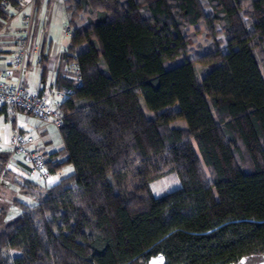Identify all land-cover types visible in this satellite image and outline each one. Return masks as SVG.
Instances as JSON below:
<instances>
[{
	"label": "trees",
	"instance_id": "16d2710c",
	"mask_svg": "<svg viewBox=\"0 0 264 264\" xmlns=\"http://www.w3.org/2000/svg\"><path fill=\"white\" fill-rule=\"evenodd\" d=\"M64 1L68 22L83 13L86 23L68 24L59 55L63 147L48 168L73 172L16 202L20 214L0 225V264L264 257V0ZM22 3L0 0V27L4 6ZM199 32L208 44L191 58ZM170 174L179 185L154 196L150 183Z\"/></svg>",
	"mask_w": 264,
	"mask_h": 264
},
{
	"label": "rangeland",
	"instance_id": "374dc122",
	"mask_svg": "<svg viewBox=\"0 0 264 264\" xmlns=\"http://www.w3.org/2000/svg\"><path fill=\"white\" fill-rule=\"evenodd\" d=\"M64 2V0H35L34 3L28 4L23 1L20 9H15L9 6V11L11 10L10 12L17 16L15 19V22L17 23L16 25L19 24V28L15 30L17 40V32L23 30V28H21L22 19L26 14H30V33L27 36V39L29 40L28 44L35 42L39 50L43 47V51H47L49 53L50 51L47 49L49 45L47 38L49 37H51L54 42L58 43L57 50H60L62 46L67 45L69 43L70 35L67 33L65 25L70 24L72 28L74 26H81L86 23V16L83 13H80L77 15V17L68 22V14ZM194 38L195 43L192 45L193 50L190 54L191 58H195V54L203 53L204 48L208 44L202 32H199L198 36ZM198 45H200V47H198ZM86 48L87 44L82 43L76 47V51H83ZM257 54L260 57L259 53ZM32 55L37 56L38 58L41 56L40 53L33 52ZM177 62H179V60H177ZM47 64L48 62L44 61L43 66ZM43 66L37 64L30 66L28 72H26V74L29 76L28 82L31 81L33 85H35L36 82L41 83L39 79ZM65 67H69V71L71 72L70 64ZM201 69V66L197 64L196 71L198 76H200L202 73ZM45 75V78L47 79V81L45 80L47 83L46 87L48 88L49 82L55 81V72L50 69H46ZM32 87L36 89L38 86ZM20 113L16 115V119H20V125L30 129L33 135L41 136L42 140H44V144L42 143L44 150H46L48 153H51L63 147V141L58 132V126L49 122L39 121L35 117L26 113ZM146 113L148 116L154 115V113L151 111H146ZM184 124L185 122L183 120H177L171 123L173 126H182ZM3 152L0 153L4 154ZM18 156L19 155L9 154L6 163L0 165V225H2V222L10 220L11 218L20 214L21 210L16 205L17 201L29 204L33 203V195H36L43 190V187L40 186L41 184L31 177L24 163L18 159ZM61 159H63V157L59 156V160ZM72 172V165H64L54 174V181ZM204 172L209 179L210 175L208 169L204 168ZM178 185L179 180L176 175L170 174L151 182L150 188L154 196H159L174 189ZM162 262L163 257L158 255L153 258L149 264H162ZM235 264H264V257L257 260V262L253 260H241Z\"/></svg>",
	"mask_w": 264,
	"mask_h": 264
},
{
	"label": "built area",
	"instance_id": "2783aa9c",
	"mask_svg": "<svg viewBox=\"0 0 264 264\" xmlns=\"http://www.w3.org/2000/svg\"><path fill=\"white\" fill-rule=\"evenodd\" d=\"M23 1L28 4L34 3L35 0ZM8 7V4L4 6L6 13H9ZM30 21V14H26L22 19L21 28L23 30L17 32V48L10 55L7 67L0 68V107L3 105L8 106L10 117H15L18 113L23 112L39 121L59 126L63 119L60 109L63 92L56 91L53 97H48L41 94L40 91L24 86L21 83V76L26 67L28 56L32 52L40 53L36 44H28L27 36L30 33ZM65 27L70 35L72 28L68 24ZM60 53H68L67 46ZM55 56L56 54L53 53L50 59L53 60ZM70 68L72 73L78 74L79 71L75 64L71 65ZM3 151H9L11 155L21 156L29 168V174L35 181L41 184L54 181V175L48 168L52 158L43 149L40 135L28 133L9 121V123L4 125L3 133L0 135V152Z\"/></svg>",
	"mask_w": 264,
	"mask_h": 264
},
{
	"label": "crops",
	"instance_id": "0c3cea01",
	"mask_svg": "<svg viewBox=\"0 0 264 264\" xmlns=\"http://www.w3.org/2000/svg\"><path fill=\"white\" fill-rule=\"evenodd\" d=\"M10 11H9V16H7V18L2 21L1 27H0V68L7 67L10 55L17 48V36L15 33V30L17 28H19V24L16 25L17 23L15 22V19L17 18V16L14 13H11ZM47 40H48V44H49L47 49H49L50 53L48 55V64L45 66H46V69H50L53 72H55V77H56V68L59 65L58 60H59L60 52L68 44L62 46L61 47L62 49L60 48V50H57V48H58L57 44L58 43L54 42V40L51 37L47 38ZM33 44H36V43L33 42ZM41 44H42V42H41ZM45 53H47V51H45ZM53 53H55L56 56L52 60V59H50V56ZM40 58H38L37 56H34L32 54L30 55V57L28 58V60L26 62V67L24 69V72L21 76V83L24 86L31 87L32 89H35L32 86H38L35 90L40 91L41 94L47 95L48 97H53L54 94L56 93V91H59L55 88V81L54 82L50 81L48 84V86H49L48 88L46 87L47 83L45 82V80L47 81V79L45 78L44 81H42L41 76L39 79L41 83L36 82V84L33 85V83L31 81L28 82L29 76H28V74H26V72H28V69L30 68V66H32L34 64L41 65V66L44 65V62H42ZM42 69H43V67H42ZM64 69H66V67H64ZM41 74H42V72H41ZM9 121L18 125L24 131L32 134L30 129L20 125V123H19L21 121L20 119H16V116H15V118L14 117L12 118L9 116V108H8L7 113L0 111V135L3 133L4 125L9 123ZM42 143L44 144V140H42ZM18 159L22 160V157L18 156Z\"/></svg>",
	"mask_w": 264,
	"mask_h": 264
}]
</instances>
